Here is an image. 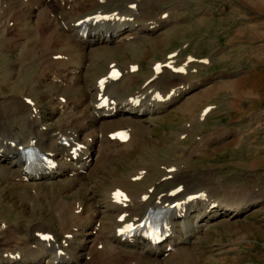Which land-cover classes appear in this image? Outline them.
I'll list each match as a JSON object with an SVG mask.
<instances>
[{
  "label": "bare ground",
  "instance_id": "1",
  "mask_svg": "<svg viewBox=\"0 0 264 264\" xmlns=\"http://www.w3.org/2000/svg\"><path fill=\"white\" fill-rule=\"evenodd\" d=\"M117 1L0 0V46L19 51L15 65L38 71L34 80L40 86L45 83L62 86L58 91L48 90L45 97L47 108L58 117L56 124L42 116L38 103L29 104L28 96L11 95L8 100L0 101V104H9L19 116L26 115L32 130L26 138L20 136V139L25 138L23 141L15 136L0 142L5 147L0 149V174H7L8 181L14 185L31 189L24 196L38 201L47 200L49 214L57 221L56 227L48 222H29L30 236H20L17 228L8 232L0 241V264H139L143 258H148L152 264H163L166 261L164 257L173 258L176 264H185L181 247L195 243L209 222L238 218L258 201L249 199L243 194L245 191L227 190L222 185L226 195L222 199L203 198L187 204L190 200L181 202L164 198L169 193L170 182L185 184L189 177L197 179L195 174L182 171L164 176L140 191L131 190L129 186L134 184L133 178L145 177L154 163H146L142 169L124 178H115L98 197L93 187L97 180L101 181L98 169L112 171L111 168H117L114 161L149 134L140 117L162 110L196 84L188 83L183 75L170 68L163 69L148 84L142 83L138 91L125 93L137 80V74L129 70L133 64L129 61L120 65L121 77H106L105 88L100 90L99 79L108 75L113 67L111 64L115 62L108 59L104 72L96 75L95 83L82 87L80 76H86L91 70L88 55L92 47L105 48L110 43L124 45L127 40L157 31L172 21L174 10L188 2L176 0L168 8H163L156 3L157 0ZM132 3L135 7H130ZM115 11L116 14H112ZM97 12L112 17H107L99 25H90L85 30L86 35H81L76 23ZM164 12L166 17L162 16ZM173 88L170 97L161 102L149 101L154 93L165 95ZM103 95L112 101L111 108H116L112 116H106L108 108H98ZM133 99L141 102L134 104ZM201 116L193 117L191 125L199 122ZM124 128L129 131L127 140L112 135ZM17 144H34L51 162L45 168L28 171ZM73 153H76V158H73ZM198 179L196 182L200 183ZM206 180L200 184L201 187L210 185L214 189L215 183ZM57 182H63L64 186L52 188ZM150 187H153L151 192ZM117 189L127 193V201L116 198L114 193ZM162 190L166 193L160 192ZM80 193L86 194L91 202L86 204ZM145 195L148 197L144 198ZM156 208L165 209L168 213L169 235L164 240L153 245L142 234L132 239L122 238L119 231L127 222L140 224L150 210ZM107 216L110 218L106 219ZM46 232L52 233L51 238L42 237ZM65 241L71 243L69 248L62 246ZM168 246H171L169 251Z\"/></svg>",
  "mask_w": 264,
  "mask_h": 264
},
{
  "label": "rangeland",
  "instance_id": "2",
  "mask_svg": "<svg viewBox=\"0 0 264 264\" xmlns=\"http://www.w3.org/2000/svg\"><path fill=\"white\" fill-rule=\"evenodd\" d=\"M174 1L157 0L156 3L168 8ZM187 1L174 10L176 13L173 11L172 21L142 35L143 40L140 37L127 40L124 45L110 43L105 48L90 49L91 70L86 76H80L83 88L94 84L96 75L104 72L106 61L113 59L119 65L129 61L138 63L137 80L125 93L138 91L144 80L151 77L156 60L163 61L175 50L172 60L176 65L188 57L194 59L184 73L188 83L202 80L205 83L187 90L167 109L140 117L149 134L114 161L117 168H111L112 171L99 168L101 181L97 180L93 187L100 198L115 178H124L146 163H154L143 179L129 186L131 190L140 191L164 176L182 171L195 174L200 183L189 177L182 191L173 193L172 189L179 183L172 181L164 198L190 200L189 204L203 198H224L221 185L227 190L245 191L243 194L249 199L258 201L238 218L209 222L195 243L181 247L184 263L264 264V0ZM18 53L0 46V101L8 100L11 95L30 96L40 105L42 116L48 122L58 123V117L47 108L45 97L48 90L58 91L62 86L47 83L40 86L34 80L38 71L15 65ZM205 58L210 59L209 64L201 62ZM8 105L0 104V135L3 134L0 142L15 136L23 141L32 131L27 117L19 116ZM209 105L214 109L191 125L193 117L201 115ZM0 149L5 147L0 145ZM168 167H174L173 171L168 172ZM8 177L0 174V241L14 228L20 236H30L31 221L48 222L56 227L57 221L46 205L48 201L24 196L31 189L12 184ZM205 179L215 183L214 189L210 185L201 187ZM61 186L64 183L57 182L52 188ZM198 193L199 196L191 197ZM80 195L85 197L86 204L91 202L86 194ZM70 244L65 241L62 246L69 248ZM164 258L163 264L177 263L173 258ZM139 264L152 263L143 258Z\"/></svg>",
  "mask_w": 264,
  "mask_h": 264
}]
</instances>
